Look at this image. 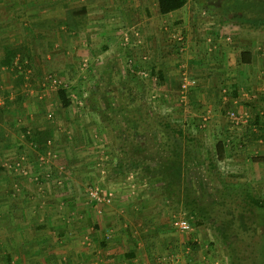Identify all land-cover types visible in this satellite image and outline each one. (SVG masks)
I'll return each instance as SVG.
<instances>
[{"label":"crops","instance_id":"obj_1","mask_svg":"<svg viewBox=\"0 0 264 264\" xmlns=\"http://www.w3.org/2000/svg\"><path fill=\"white\" fill-rule=\"evenodd\" d=\"M179 37L183 38V52L179 51ZM60 40L61 50H56ZM120 40L126 43L124 48L133 65L141 56L147 79L158 82L154 91L168 101L170 108L166 104L165 110L180 127L204 129L213 123L217 127L218 114L229 110L264 119V58L241 39L235 27L217 23L212 12L192 8L188 1L182 8L162 15L157 0H0V62L13 50L26 54L36 65L58 63L64 70L70 66L76 47L83 44L85 50L94 45L101 59L119 50ZM241 53H248L249 62H242ZM115 57L113 61H117L118 54ZM81 61L86 65L93 63L89 57ZM3 70L0 67V82L7 79ZM184 74L196 85L182 95ZM40 80L36 77V83L31 85L36 89L34 95L30 92L32 101L38 97ZM150 93L145 92L148 96ZM20 95L24 102L17 109L29 115L35 105L26 102L28 94ZM37 107L36 112L40 111ZM2 110L6 113L4 107ZM78 124L75 133L86 130V126ZM5 133L1 128L0 135L4 137H0V151L4 157L16 145L15 141H6L9 133ZM75 133V141L68 140L67 144L65 140L59 150L50 149L56 155L53 157L71 169L69 173L59 170L61 186L50 184V196L44 197L39 196L42 190L38 182L21 181L22 198L1 205L0 218L8 224L4 231L14 233L10 239L18 240L16 245L25 256L50 258V264H156L159 256L176 254V264H185L187 252L191 264H225L219 257L212 258L207 250L206 236L211 234L195 228L190 220L189 232L172 234L168 230L169 217L164 214L166 203L157 201L151 186L143 185L136 175H129L130 181H124L125 174L123 181L116 179L111 183L110 178L121 174L100 169L107 173L113 201L109 206L95 205L85 195L82 182L86 177L103 185L107 182L102 178L98 181L103 177L99 170L94 175L88 171L92 168H85L89 164L82 163L89 160L87 145L93 142L86 143ZM230 134L233 131L225 130L222 135L229 139ZM231 140L236 139L233 136ZM97 158L100 157H94V161ZM43 177L39 174L35 180L42 182Z\"/></svg>","mask_w":264,"mask_h":264},{"label":"rangeland","instance_id":"obj_2","mask_svg":"<svg viewBox=\"0 0 264 264\" xmlns=\"http://www.w3.org/2000/svg\"><path fill=\"white\" fill-rule=\"evenodd\" d=\"M187 1L192 8L212 12L217 23L219 21V24L235 27L241 39L249 42L264 58V16L260 15L263 12L261 6L254 5L251 9L252 6L241 3L240 9L235 0ZM243 9H251L254 16L249 20L242 19L245 14ZM57 42L58 47L55 49L61 50L59 42L61 44L62 41ZM125 44L124 40H120L119 50L109 52L101 59L98 57L99 53L96 54L98 48L88 45L84 50L82 44L80 48L76 47L75 55L70 58V66H65L64 70L58 63L36 65L20 51L13 57L11 66H3L5 71L2 72L7 79L0 82V129L3 128L9 133L6 141L10 144V141H15L16 145L5 157L4 152L0 151V208L5 202L10 204L22 198V182H38L42 190L39 196L46 195L44 197L50 196V184L57 186L56 188L62 185L59 170L69 173L71 169L57 157H53L56 155L50 152V149L57 147L59 150L61 142L67 140L68 144V140H73L72 134L75 133V126H79V122L81 126H86V130L79 132L78 129L75 135L80 134L86 143L93 142V145H87V151H90L89 160L82 163L88 162L85 168H92L88 171H93L94 175L99 170L103 177L98 175V181L100 178L109 179L106 177L107 173L100 170L105 168L113 175L121 174L110 178L111 183L116 179L123 181L125 174L124 181H130L129 175H136L135 178L143 185L151 186L157 201L166 203L167 211L164 214L169 217L168 230H171L172 234L178 232L175 223L179 219L190 220L192 226L211 234L206 236L209 243L207 250L211 257H219L225 264H229L225 249H240V240L249 237L248 230L258 235L264 230V213L250 210L244 205L245 193L251 188H261L260 194L264 198V119L260 120L256 114L245 117L229 110L244 120L238 131L229 137L234 136L236 140L239 136L247 138L255 130L258 143L246 142L241 149L226 155L224 162L217 159L215 145L225 139L222 134L230 129L227 113L218 114L220 123H217V127L212 122L215 129H200L197 126L191 129L181 126L184 136L177 139L168 133L169 145L164 146V130L158 125L156 129L150 130L146 124L153 118L163 117H167L172 126L178 124L174 117L168 115L169 111L165 110L166 104L170 108L168 101L156 95L158 82L137 75V72L146 73L141 56L133 65L124 48ZM116 54L119 58L113 61ZM86 57L92 59L91 65L81 61ZM154 72L157 73L155 69ZM36 77L41 80L37 83L38 97L36 101H32L34 97L30 96V92L34 95L36 89L31 85L36 83ZM133 84L136 90H133ZM60 90L69 102L66 109L62 107L57 96ZM128 91L133 92L135 98L128 96ZM21 92L28 94L26 102L29 105H35L30 108L29 115L22 114V111L17 109L24 102L20 100ZM145 92L151 93L148 96ZM37 106L40 108L38 112ZM2 107L6 109V113H3ZM256 120L257 123L260 122L261 127H256ZM141 125L143 127L140 129ZM38 127L46 129H37ZM42 132H46L47 136L40 141L35 137V133ZM260 137L263 139H259ZM223 141L225 143L226 139ZM93 156L100 158L94 161ZM119 158L125 167L123 169L116 165ZM39 174L44 175L42 182L35 180ZM90 178L86 177L87 180L82 182L86 196L88 186L96 183L92 182L93 179L97 181ZM5 180L7 183H4ZM103 186L108 188L111 185L107 182ZM227 201L239 202L243 208L231 207L236 205L232 203L228 208L221 206ZM191 207H194V210L189 209ZM206 210L210 215L205 217ZM235 222L238 223L234 225ZM222 223L226 226L225 232L230 233L224 241L220 239ZM7 225V221L0 218V264H50V258L25 256L16 245L18 240L12 239L14 233L4 231ZM218 225L220 230L216 227ZM177 235L174 237L178 238ZM19 247L21 248V245ZM237 254L240 259L246 260L250 249L241 248Z\"/></svg>","mask_w":264,"mask_h":264},{"label":"trees","instance_id":"obj_3","mask_svg":"<svg viewBox=\"0 0 264 264\" xmlns=\"http://www.w3.org/2000/svg\"><path fill=\"white\" fill-rule=\"evenodd\" d=\"M235 1H236L235 2L236 6L237 7L239 6L240 9L242 8L241 3L252 6L251 9H253V7H255L254 5H259V7L261 6V9L263 12L260 15L264 16V8H263L264 2L257 1V0H235ZM186 2H187V0H157L158 12L162 15L171 13L175 10L182 8L186 4ZM251 9H243L245 14L242 16V19L249 20L254 16L253 11H251ZM212 16H213V18L215 17L214 15H212ZM261 23H263V22H261ZM9 53H10L9 57L6 58L3 62H0V67L11 66L12 59L15 56V54L17 53V51L11 50ZM247 54L248 53H241V59H242V62H244V63L249 62V59L247 58ZM245 55H246V58H245ZM156 75L158 78H160V74L158 72L156 73ZM133 87H134L133 90H136L134 84H133ZM134 95L135 94L133 92L128 91V96L135 98ZM57 96L61 102L62 107L66 108L69 105V102L66 100L64 92L60 90L57 93ZM157 119L158 118H156V119L153 118L151 122L149 121L146 124V127L151 128L150 130H153V129H156L157 128L156 125H158V127H161L164 130V133H165V134H163V139H164L163 145L164 146L169 145V141L167 138L168 133L173 134L174 138H177V139L178 138L180 139L184 136V134H183L184 132H183L182 128L178 125L172 126L169 123V121H168L169 119L167 117L159 118L158 120ZM256 124H260V122L257 123V120H256ZM142 127H143V125L140 126V129ZM249 135L250 136L247 138L238 137L237 140H235L234 145L236 147V151L239 148L241 149L243 147V145H245L246 142L255 144V141H257V139H258L257 135L255 134L254 131H252ZM46 136H47L46 132L35 133V137L40 139V141L44 140ZM259 139H263V138L260 137ZM234 145H233L232 149H235ZM225 147H227V146L224 143V141L217 142V144L215 145L216 157L218 160H221L222 162H224L225 156L226 155L228 156L229 153L232 152V151H226ZM114 161H115V159H114ZM116 165L118 166L119 169L125 168L123 166V162L120 160V158H119V161H117ZM258 188H260V187L258 186ZM260 192H261V188L260 189L251 188L250 191H247V193H245L246 202L244 205L247 206L246 208H249L250 210L264 213V198L262 197ZM230 203L236 204V205H233L231 207L243 208V207H241V204H239V202H235V201L234 202L233 201H227V202L223 203V205H221V204H219V205L223 206L224 208L225 207L228 208ZM189 209L194 210V207L193 208L191 207ZM204 215L206 217V216H209L210 214L206 210V212H204ZM236 223H238V222H235L234 225H236ZM219 225L216 226L218 228V230H220ZM237 227H239V224H237ZM225 230H226V226H225V224L222 223V231L220 233L221 234L220 239L222 241L227 239V236L230 234L228 231L225 232ZM247 234L249 235V237H245V238H243V240H240V245H238V247H240V249L242 248V250H244L246 247H248L250 249V254H249L248 258H246V260L240 259L238 254H237V252L240 251V249H238V248L236 251H234L233 249H230V251L228 249H225V256L228 259L229 264H264V230L259 235L254 234L249 230H248ZM247 245H252V246H247Z\"/></svg>","mask_w":264,"mask_h":264},{"label":"built area","instance_id":"obj_4","mask_svg":"<svg viewBox=\"0 0 264 264\" xmlns=\"http://www.w3.org/2000/svg\"><path fill=\"white\" fill-rule=\"evenodd\" d=\"M177 42L179 44V51L183 52V38L179 37ZM138 75H140L142 78L147 77V74L145 72H138ZM195 85H196V82L193 79L186 77L185 74L182 75V81L180 84V91H181L182 95L186 94V92L190 88L194 87ZM227 119L229 120V122L231 124L228 132L232 133V131H233L234 134L238 131L239 127H241L244 123L243 118L241 116L237 115L233 111L227 112ZM191 129H193V128H191ZM225 143L227 146V147H225L227 149V151H232V152L236 151V147L234 145L235 141L231 142V138L226 139ZM233 145H234L235 149H232ZM104 188H106V187H104L100 183H92L86 189L87 190V197L90 200H92V202L95 205L109 206L113 201V192L109 188H106V189H104ZM175 227H176L177 231L180 233H187L191 229L190 222L184 218L179 219L175 223ZM185 254L187 256L185 258V264H191L192 259H191V257H189V253L185 252ZM178 259L179 258L176 254H167L164 256H159L156 260V264H176L178 262Z\"/></svg>","mask_w":264,"mask_h":264}]
</instances>
